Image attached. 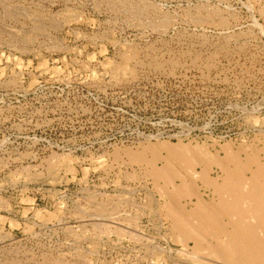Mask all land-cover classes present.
Listing matches in <instances>:
<instances>
[{"label":"rangeland","instance_id":"obj_1","mask_svg":"<svg viewBox=\"0 0 264 264\" xmlns=\"http://www.w3.org/2000/svg\"><path fill=\"white\" fill-rule=\"evenodd\" d=\"M251 159L264 0H0V264H229L176 212Z\"/></svg>","mask_w":264,"mask_h":264},{"label":"bare ground","instance_id":"obj_2","mask_svg":"<svg viewBox=\"0 0 264 264\" xmlns=\"http://www.w3.org/2000/svg\"><path fill=\"white\" fill-rule=\"evenodd\" d=\"M154 147L157 152L158 148ZM187 151L191 150L187 147L181 148V152ZM174 160L176 158L168 159L165 168ZM225 169L226 178L221 185H214L209 180L219 197L218 204L214 206L199 201L192 212L178 207L176 216L179 229L190 228L200 235L211 233L215 239L212 252L226 263L264 264V163L251 159L247 165L239 164L234 170ZM247 170L251 171L248 177L245 176ZM182 175L179 187L188 183L184 180L187 178L184 173ZM170 196L174 194L171 192Z\"/></svg>","mask_w":264,"mask_h":264}]
</instances>
